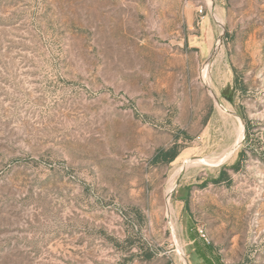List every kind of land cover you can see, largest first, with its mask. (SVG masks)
Here are the masks:
<instances>
[{
	"label": "rangeland",
	"instance_id": "1",
	"mask_svg": "<svg viewBox=\"0 0 264 264\" xmlns=\"http://www.w3.org/2000/svg\"><path fill=\"white\" fill-rule=\"evenodd\" d=\"M204 252L264 264V0H0V264Z\"/></svg>",
	"mask_w": 264,
	"mask_h": 264
},
{
	"label": "trees",
	"instance_id": "2",
	"mask_svg": "<svg viewBox=\"0 0 264 264\" xmlns=\"http://www.w3.org/2000/svg\"><path fill=\"white\" fill-rule=\"evenodd\" d=\"M180 154V143L176 141L170 148L166 150H160L157 155L155 156L156 161H163V162H172L174 161L178 155ZM246 156V151L243 149L241 153L240 159L232 166V169L237 170L240 167L241 160ZM230 180V175L228 171L224 168L221 170L219 176L213 179L214 183H220L222 181ZM202 256L207 259V254L204 252ZM211 264V260H210Z\"/></svg>",
	"mask_w": 264,
	"mask_h": 264
},
{
	"label": "crops",
	"instance_id": "3",
	"mask_svg": "<svg viewBox=\"0 0 264 264\" xmlns=\"http://www.w3.org/2000/svg\"><path fill=\"white\" fill-rule=\"evenodd\" d=\"M182 199H185L184 196L181 197ZM207 259L208 260H205V258L202 256H200L199 259H197L194 264H210V260H211V264H227V263H223V260L222 259H218L217 257L215 256H210V255H207Z\"/></svg>",
	"mask_w": 264,
	"mask_h": 264
},
{
	"label": "built area",
	"instance_id": "4",
	"mask_svg": "<svg viewBox=\"0 0 264 264\" xmlns=\"http://www.w3.org/2000/svg\"><path fill=\"white\" fill-rule=\"evenodd\" d=\"M200 11L203 12V9H201ZM200 232H201L202 237H204L207 240L206 234L202 230H200Z\"/></svg>",
	"mask_w": 264,
	"mask_h": 264
}]
</instances>
